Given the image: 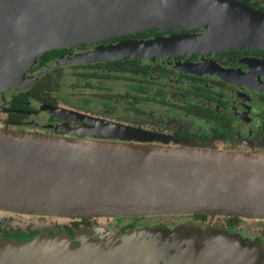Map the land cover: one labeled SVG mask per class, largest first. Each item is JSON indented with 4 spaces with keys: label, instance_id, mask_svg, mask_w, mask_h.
Instances as JSON below:
<instances>
[{
    "label": "water",
    "instance_id": "95a60500",
    "mask_svg": "<svg viewBox=\"0 0 264 264\" xmlns=\"http://www.w3.org/2000/svg\"><path fill=\"white\" fill-rule=\"evenodd\" d=\"M155 27L205 31L105 52L123 58L264 47V10L242 0H0V87L25 85L44 50ZM75 117L107 133L89 139L0 126V210L67 218L203 213L211 220L181 243L178 228L101 238L81 229L78 243L66 230L1 237L0 264H264L260 244L213 223L216 216L264 219V150L172 144L141 128Z\"/></svg>",
    "mask_w": 264,
    "mask_h": 264
},
{
    "label": "flooded vegetation",
    "instance_id": "af4514ba",
    "mask_svg": "<svg viewBox=\"0 0 264 264\" xmlns=\"http://www.w3.org/2000/svg\"><path fill=\"white\" fill-rule=\"evenodd\" d=\"M259 5L256 7L264 10V0ZM204 31L155 27L44 50L26 72L27 83L0 94V126L89 139H97L96 133H107L75 117L86 115L92 120H109L165 136L172 144L189 140L221 150H264V47L123 58L113 57L112 51L106 53L107 48L128 41ZM97 49L100 52L92 59ZM54 107L61 109L54 111ZM4 213L0 217V237L29 240L61 229L77 243L79 229L102 237L98 228L104 223L96 217H71L61 222L53 216ZM33 217L44 222L34 224L38 220ZM177 219L204 225L211 217L195 213ZM213 223L246 243L264 247V220L216 216Z\"/></svg>",
    "mask_w": 264,
    "mask_h": 264
},
{
    "label": "rangeland",
    "instance_id": "374dc122",
    "mask_svg": "<svg viewBox=\"0 0 264 264\" xmlns=\"http://www.w3.org/2000/svg\"><path fill=\"white\" fill-rule=\"evenodd\" d=\"M5 68H6V66H5ZM4 91H5V88L0 87V94H3ZM240 150H242V149H240ZM244 150H246V149H244ZM2 215H5V213L3 210H0V217H2ZM58 218L61 220V222L67 221V220H65V218H67V217H64V218L58 217ZM96 218H98L99 221L104 223V225H101L102 227L98 228L99 231L102 232V237L107 236V235H112V234L117 233V232L121 233V232H126V231L127 232L130 231V233H132V232L133 233H144L146 236H148L147 235L148 233L149 234L155 233L156 231L160 230V228H167V229L178 228L180 231H179V237L177 238V241H176L177 243H181L182 241H189L190 239H186L188 232H194L195 233V234L193 233L194 238H197L198 237L197 232H199L198 229L202 226V224H199L192 219H188V220H185L183 222H178L179 219H177L176 221L173 219V220H169L170 222L167 223L166 222L167 220H165L163 218V216H149V217L145 216V217H142L140 219L138 217H117V218L96 217ZM24 219L26 221L30 220V219H27L26 217H24ZM33 220H38V221L34 222V224H37V225H40L44 222L42 220L37 219L36 217H33ZM128 224H133V228L128 229V230H121V231L109 229L110 227H113V226H127ZM106 226H108V228ZM129 227H132V226H129ZM58 231L59 232L65 231V229H61ZM80 231H81V229H79V231L77 233H79ZM168 236L169 235H166L163 238L162 244L169 241ZM194 241L195 240L193 239L192 242H194ZM262 248L264 251V247H262Z\"/></svg>",
    "mask_w": 264,
    "mask_h": 264
},
{
    "label": "trees",
    "instance_id": "16d2710c",
    "mask_svg": "<svg viewBox=\"0 0 264 264\" xmlns=\"http://www.w3.org/2000/svg\"><path fill=\"white\" fill-rule=\"evenodd\" d=\"M243 1H245V2H247V3H250V4H252V5H254V6H258V7H260V0H256V2H254L253 0H243ZM261 8H262V6H261ZM179 217V216H178ZM139 219L140 218H142V217H138ZM163 218L165 219V220H167V221H169V220H173V219H175V218H177V215L176 216H163ZM264 220V219H263ZM170 222V221H169ZM127 226H132L133 227V224H128ZM223 227V226H222ZM225 228V227H224ZM226 229V228H225Z\"/></svg>",
    "mask_w": 264,
    "mask_h": 264
}]
</instances>
